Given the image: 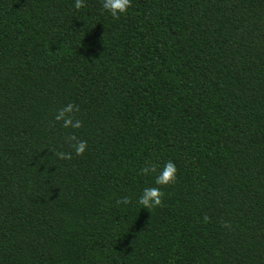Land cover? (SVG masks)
Masks as SVG:
<instances>
[{
	"label": "trees",
	"instance_id": "obj_1",
	"mask_svg": "<svg viewBox=\"0 0 264 264\" xmlns=\"http://www.w3.org/2000/svg\"><path fill=\"white\" fill-rule=\"evenodd\" d=\"M84 2L0 0V264H264V0Z\"/></svg>",
	"mask_w": 264,
	"mask_h": 264
},
{
	"label": "clouds",
	"instance_id": "obj_2",
	"mask_svg": "<svg viewBox=\"0 0 264 264\" xmlns=\"http://www.w3.org/2000/svg\"><path fill=\"white\" fill-rule=\"evenodd\" d=\"M132 0H101V7L104 11L109 13L113 18L119 19L122 14L127 13L129 7H131ZM73 7L76 10H80L86 7L84 0H74ZM79 111V106L73 103H68L64 107L57 110L54 115V120L61 123V127L67 129H80L82 127V121L76 118L75 113ZM65 143L71 151H55L54 155L61 160L72 159L73 153L76 156L84 154L87 148V141L79 139L75 133H68L65 138ZM140 172L142 175L155 174L153 184L155 186L145 187L140 196L137 199V204L147 210H152L158 206H162V198L165 193L162 191L163 186L174 184L176 181L177 168L173 161H166L162 168L159 170L155 164L150 162L141 167ZM120 204H130L131 199L128 196L121 197L116 201ZM209 217L207 214L203 216V223H207ZM223 227H230L228 222H223Z\"/></svg>",
	"mask_w": 264,
	"mask_h": 264
}]
</instances>
